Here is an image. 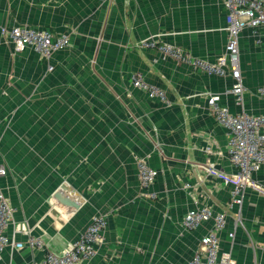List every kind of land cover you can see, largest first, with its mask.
<instances>
[{
    "label": "crops",
    "instance_id": "0c3cea01",
    "mask_svg": "<svg viewBox=\"0 0 264 264\" xmlns=\"http://www.w3.org/2000/svg\"><path fill=\"white\" fill-rule=\"evenodd\" d=\"M227 15L225 0H0V189L14 209L5 234L23 244L7 246L0 264L66 251L98 214L107 220L103 242L84 264H189L213 223L189 232L182 221L204 206L227 214L220 253L264 264V166L241 208L230 209L231 187L207 175L210 165L236 172L209 95L234 114L264 115V27L239 37L243 104L227 93L229 71L212 75L139 46L156 39L216 62L226 53ZM15 27L70 43L50 58L31 47L18 53L2 32ZM134 73L168 104L133 87ZM141 159L159 172L148 189ZM30 238L42 248H30Z\"/></svg>",
    "mask_w": 264,
    "mask_h": 264
},
{
    "label": "built area",
    "instance_id": "2783aa9c",
    "mask_svg": "<svg viewBox=\"0 0 264 264\" xmlns=\"http://www.w3.org/2000/svg\"><path fill=\"white\" fill-rule=\"evenodd\" d=\"M227 8L228 41L226 53L217 62H208L197 59L180 48L153 41L144 43L145 47L156 49L162 55L186 64L192 68L205 71L212 75L225 76L231 74L234 85L229 94L237 97L242 103L245 92L242 70L240 68L239 37L244 28L257 29L264 27V0H225ZM14 44L15 51L21 53L27 48H33L44 58H50L54 53L69 46L68 35H55L48 30H38L29 27H15L11 30H2ZM51 69V68H50ZM135 87L145 89L152 97L165 95L156 88L146 85L141 74L132 77ZM259 97L264 98V86L257 89ZM217 97H210V104L217 122L229 132L228 157L235 168L234 174H228L223 169L212 165L208 170L210 176L222 179L231 186L229 208H241L245 192L253 185V174L264 166V115L242 113L233 115L226 107L217 103ZM7 174L6 168L0 164V177ZM159 172L150 168L143 161L139 163V181L141 187L149 188L156 181ZM155 197V195H151ZM14 209L8 198L0 189V256L9 245L22 248L23 244L10 242L5 231L13 220ZM212 222L209 232L202 237L200 248L189 264H235L228 253H220L219 233L226 228L227 214L216 213L204 206L201 209L188 212L182 224L189 232L200 229L205 223ZM106 222L103 217H96L87 231L73 244V247L64 252L47 251L45 257L38 264H84L92 260L97 254V246L103 242V229ZM230 234V238H234ZM30 248H42L43 242L39 238L28 240Z\"/></svg>",
    "mask_w": 264,
    "mask_h": 264
},
{
    "label": "rangeland",
    "instance_id": "374dc122",
    "mask_svg": "<svg viewBox=\"0 0 264 264\" xmlns=\"http://www.w3.org/2000/svg\"><path fill=\"white\" fill-rule=\"evenodd\" d=\"M153 41H157V42H161L160 40H156V39H148V40H144V41H142V42H140L139 43V46L141 47V48H143V49H149V50H155V51H157L156 49H151V48H147V47H145V45H144V43H147V42H153ZM162 44H166V43H162ZM167 45H169V44H167ZM170 46H173V45H170ZM174 47H176V46H174ZM177 48H180V49H182L183 51H186V50H184L183 48H181V47H178L177 46ZM158 52V51H157ZM187 53H189L188 51H186ZM160 53V52H159ZM161 54V53H160ZM190 54V53H189ZM162 55V54H161ZM192 55V54H191ZM163 57H165V58H169V57H166V56H164V55H162ZM193 56V55H192ZM224 56V55H223ZM193 57H195V56H193ZM195 58H197V57H195ZM169 59H172V58H169ZM197 59H199V58H197ZM219 59V58H218ZM217 59V60H218ZM173 60V59H172ZM217 60H216V62H217ZM175 61V60H174ZM175 62H177V61H175ZM179 63V62H178ZM215 63V62H214ZM181 64H183V63H181ZM186 65V64H185ZM203 72H205V71H203ZM207 73V72H206ZM137 74H141V73H137ZM134 75H136V73H134L132 76H131V82H132V85H133V87H135L134 86V84H133V81H132V77L134 76ZM142 75V74H141ZM227 75V74H226ZM225 75V76H226ZM142 77H143V79H144V81H145V83H146V85H148V86H151V87H154V88H156L160 93H163L164 95H165V98H166V100H163L161 97H159V96H157V97H152V96H150V94H148V92L145 90V89H140V88H138V89H140V90H142V91H144L151 99H157V100H160L161 102H163V103H165V104H168V100H167V96H166V93L161 89V88H159V87H157V86H153V85H151V84H149L146 80H145V78H144V76L142 75ZM220 77H224V76H220ZM262 87V86H261ZM135 88H137V87H135ZM233 88V87H232ZM231 88V89H232ZM230 89V90H231ZM229 91V90H228ZM228 91H227V93H228ZM229 94V93H228ZM231 95H233V94H231ZM235 96V95H234ZM210 97H217L218 98V101H217V103H218V105L219 106H221V107H225V106H223V105H221L220 104V97L219 96H217V95H214V94H211V95H209V98H208V105H209V107H210V109H211V111L213 112V110H212V107H211V104H210ZM236 97V96H235ZM244 97V96H243ZM236 99H237V97H236ZM244 99V98H243ZM238 101V100H237ZM240 104H243V101H242V103H240ZM227 108V107H226ZM229 109V108H228ZM230 113L231 114H233V115H239V114H234V113H232L231 111H230ZM214 114V113H213ZM242 114V113H241ZM261 115H263V114H261ZM215 116V115H214ZM216 118V117H215ZM218 124L219 125H221L223 128H225L222 124H220L219 122H218ZM226 129V128H225ZM227 130V129H226ZM227 132H228V130H227ZM228 134H229V132H228ZM229 158V157H228ZM144 160L143 159H141V160H139L138 161V163H137V167H138V173H139V163L140 162H143ZM149 166V165H148ZM216 166V165H215ZM150 167V166H149ZM210 167H212V165H210V166H208L207 167V169H209ZM217 167V166H216ZM151 168V167H150ZM218 169H221V168H219V167H217ZM153 169V168H152ZM155 170V169H154ZM157 171V170H156ZM207 175L208 176H210L209 174H208V170H207ZM211 178H214V179H218V180H220V181H222L225 185H227V186H230V185H228V184H226L222 179H219V178H216V177H213V176H210ZM157 180V179H156ZM156 182V181H155ZM154 182V183H155ZM141 185V184H140ZM153 185V184H152ZM151 185V186H152ZM186 188H189L190 187V185H188V184H186V186H185ZM231 187V186H230ZM146 189H148V188H146ZM151 195H155V197H152ZM149 197L151 198V199H153V200H155L156 198H157V196H156V194H154V193H150L149 194ZM96 217H103L104 218V220H105V222H106V225H105V227H104V229H103V231L102 232H104L105 231V229H106V226H107V220H106V216L104 215V214H98V215H96V216H94L93 217V219H92V221L94 220V218H96ZM185 217V216H184ZM91 221V222H92ZM89 226H91V224L89 225ZM89 226L84 230V232L80 235V237L87 231V229L89 228ZM79 237V238H80ZM78 238V239H79ZM77 239V240H78ZM76 240V241H77ZM75 241V242H76ZM74 242V243H75ZM73 243V244H74ZM73 244L70 246V248H72L73 247ZM69 248V249H70ZM200 248V246H198V248H197V250ZM69 249H67V250H69ZM197 250H196V252H197ZM64 252V251H63ZM196 252H195V254H196ZM194 254V255H195Z\"/></svg>",
    "mask_w": 264,
    "mask_h": 264
},
{
    "label": "bare ground",
    "instance_id": "6f19581e",
    "mask_svg": "<svg viewBox=\"0 0 264 264\" xmlns=\"http://www.w3.org/2000/svg\"><path fill=\"white\" fill-rule=\"evenodd\" d=\"M137 74V73H136ZM186 107V106H185ZM158 126H160V125H158ZM214 202V201H213ZM140 251V250H139ZM36 255V254H35Z\"/></svg>",
    "mask_w": 264,
    "mask_h": 264
}]
</instances>
